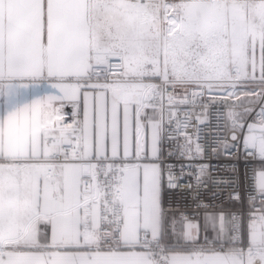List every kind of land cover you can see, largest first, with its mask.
Wrapping results in <instances>:
<instances>
[{
  "label": "snow or ice",
  "instance_id": "snow-or-ice-1",
  "mask_svg": "<svg viewBox=\"0 0 264 264\" xmlns=\"http://www.w3.org/2000/svg\"><path fill=\"white\" fill-rule=\"evenodd\" d=\"M0 264H264V0H0Z\"/></svg>",
  "mask_w": 264,
  "mask_h": 264
},
{
  "label": "built area",
  "instance_id": "built-area-1",
  "mask_svg": "<svg viewBox=\"0 0 264 264\" xmlns=\"http://www.w3.org/2000/svg\"><path fill=\"white\" fill-rule=\"evenodd\" d=\"M206 134L210 136V135L212 134V130H211V129L206 130ZM223 162H225V161L223 160V158H221L219 161H217V160H215V159L213 160V163H223ZM224 173H225V170L221 169V170L217 173V175H223ZM169 203H170V204L181 203L179 196H178V195H171V194H170V197H169ZM188 203L191 204V200H190V199H189Z\"/></svg>",
  "mask_w": 264,
  "mask_h": 264
}]
</instances>
